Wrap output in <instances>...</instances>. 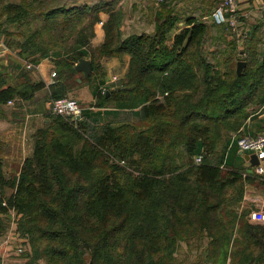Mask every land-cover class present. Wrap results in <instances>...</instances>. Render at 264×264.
Listing matches in <instances>:
<instances>
[{"label":"trees","instance_id":"16d2710c","mask_svg":"<svg viewBox=\"0 0 264 264\" xmlns=\"http://www.w3.org/2000/svg\"><path fill=\"white\" fill-rule=\"evenodd\" d=\"M111 6V0H0V39L23 57L65 53L58 61L78 72L99 12ZM177 18L168 15L153 33L125 34L124 12L111 11L99 55L127 53L130 61L109 95L96 91L100 108L84 109L78 126L50 112L32 155L11 176L0 139V236L13 208L19 233H28L32 245L22 252L27 261L14 264H181L176 254L183 243L198 247L197 260L184 264H264V224L238 216L228 198L230 189L243 195L241 167L226 157L237 171L229 176L209 158L201 165L191 158L230 140L264 105V38L257 33L264 22L244 40L242 51L251 50L252 59L238 74L235 42L216 60L204 46L203 21L170 38ZM3 85L0 76L2 115L9 99L28 100L39 88Z\"/></svg>","mask_w":264,"mask_h":264},{"label":"crops","instance_id":"0c3cea01","mask_svg":"<svg viewBox=\"0 0 264 264\" xmlns=\"http://www.w3.org/2000/svg\"><path fill=\"white\" fill-rule=\"evenodd\" d=\"M111 1L113 6L99 12L101 19L96 24L93 44L104 42L106 31L103 23L109 18L110 12L113 10L121 9L124 12L122 28L127 33L133 31L153 33L162 19L172 14L178 18L170 31V38L182 27H192L196 22L203 21L207 24V31L209 32V37L204 42V46L206 49L215 51L216 60H220L224 56V48L219 47L229 46L230 43L235 42L237 48L241 50L251 29L264 22V0H234L238 13L237 30H232L226 23H217L214 20L213 12L221 0H165L164 2H158V0H122L121 3L124 2L121 4L122 6H115L114 1ZM134 27H138V29ZM217 27L223 28L221 34L217 32ZM241 32H243V36L245 32L246 37H243ZM169 41L171 42V40ZM3 46L4 49L0 50V76L4 80L2 88H6L8 85L21 88L26 82L39 87L28 100L11 98L8 100L9 102L4 104L8 120L15 125V133L18 132L19 126L24 124L26 129L29 127L34 133L50 123L51 119L47 116L49 113L47 99L51 96H73L79 99L85 109L98 110L100 107L96 106V102L102 98L96 96V91L101 90L102 93L103 91L106 93V90L118 82V78L124 77L130 59V55L127 53L106 58L104 71H96L95 67L93 77L89 80L82 77L81 71L73 72L68 65L62 66L65 63H60L58 60L64 58L63 54L65 53L61 55L62 57L49 55L29 66L21 60L17 50L11 49L8 45ZM86 57H91V55ZM81 78L83 79L80 80ZM7 107L12 109L8 112ZM260 133H264V105L246 119L244 125L232 134V139L224 142L223 147V161L225 162L226 157H228L227 162L240 166L241 175L244 179H248L249 185L246 186L243 198L251 201L249 203L250 209L264 208V170L262 173L256 172V165H251L250 161L245 158L246 154L253 152L238 149L233 137ZM32 139V149L26 157L32 155L34 151V136ZM6 143L9 142L6 141ZM9 155L12 159L16 157L15 153L12 152ZM259 164L264 168V159H261ZM6 172L10 171L6 170Z\"/></svg>","mask_w":264,"mask_h":264},{"label":"rangeland","instance_id":"374dc122","mask_svg":"<svg viewBox=\"0 0 264 264\" xmlns=\"http://www.w3.org/2000/svg\"><path fill=\"white\" fill-rule=\"evenodd\" d=\"M12 1H18V0H12ZM58 1L62 2V4H67L68 3V5L69 4H71V5H73V4L83 5V4H86V3L91 5V4L95 3V1L96 2H101V1H105V0H55V4L59 3ZM113 1H114L113 3H114L115 6H122L121 4H124V2L121 3L122 0H113ZM162 2H164V1H162ZM84 17H85V20H88L90 15L85 14ZM98 22H100V20ZM98 22H96L95 25H94V34L91 37V39H90L88 45L86 46V48L90 51V55H91V57H93V59L95 61V67L97 69L96 71L99 70L100 72H102L105 69V67H104L105 65L104 64L107 61L105 59L108 58V56H101L100 57V55H99L98 48H99V46H101L102 43L101 44L100 43L99 44H93V39H94V37L96 35V24ZM236 24H237V22H236ZM259 26H260V28H258V32L257 33L261 34L262 35L261 37L264 38V27L261 24ZM134 28L138 29V27H134ZM229 28H230V26H229ZM236 28H238V27H236ZM236 28H233V29H236ZM124 32H125V34L127 33V31H125V30H124ZM0 33H1V31H0ZM241 34L243 36V32H241ZM244 36L246 37L245 32H244ZM0 44L6 45L2 40L0 41ZM257 47H258V45H257ZM10 48L13 49V50H17L18 51V48H16V47L14 48V46L10 45ZM219 48H224V45L222 47H219ZM256 51L258 52L257 48H256ZM249 53H251V50L242 51V49L238 50L237 47L233 49V57L234 58L237 57L238 61L239 60H243L245 62H247L248 60L251 61L252 58L250 57L251 55H249ZM20 57H21V60L23 62H25V65L28 64L29 66L32 65L31 63L39 62L43 58H45V56H43L42 52L31 54L28 57H23V56L20 55ZM91 57H88V58H91ZM68 59H69V61H71V59H72V62H73L76 58L75 57H71V58H68ZM129 61H130V59H129ZM232 63H234V62H231V64ZM236 66H237V63H236ZM81 73H82V77L88 78L89 80L92 79V77L84 76L83 72H81ZM122 78H118L117 81L118 82L121 81ZM81 79H83V78H81ZM106 92L109 93V90H106ZM103 93H105V91H103ZM68 96L69 95H67L66 97H68ZM60 97H63V96L62 95L61 96H53V97L51 96L49 99H47L48 107H49L48 108L49 109V113L50 112L53 113V111H52V109L50 107L51 106L50 103L54 99L60 98ZM69 97L70 98H75L73 96H69ZM6 109L9 112L12 108L11 107H7ZM49 113H48L47 116L51 115ZM7 116L8 115L6 113L4 115L0 114V139L5 141V148H4V152L2 153V158H3V162H4V169L7 170V171H10V172H6V173H8V175L11 176V175L16 174L20 170V168L22 167V165H23V163L25 161L24 157H26V155L29 154L28 152L31 151V149H32V144H33L32 143L33 142L32 137L34 136V141H35V133L36 132L33 133V131H31L29 127L26 129L25 128L26 126L24 124L23 126H19L20 129L18 128V132L15 133L14 132L16 130L15 125L11 124V122L8 120ZM63 118L73 122L71 120V118L64 117V116H63ZM136 123L139 126H142L141 125L142 123L140 121H136ZM32 133H33V136H32ZM6 141L9 142V143H6ZM224 142H225L224 140L218 142L216 149L212 151L213 153L212 152H206V154L197 153V154L193 155L191 157L193 163L196 164V165H201L204 162L205 158H209V160H210V162L212 164L217 165L219 169H221L223 172H226L229 176H233V173H235L237 171L236 170H232L231 167H229V166H226V164L223 161V159H220V157L223 154ZM181 150H184V148H182ZM11 152L15 153V156H16L15 159H12L10 157L9 154ZM200 154H202V160L201 161H197L196 158ZM13 160H15L14 163H13ZM115 161L120 163L121 165L126 164V166H127V163H128V161L124 162L123 160H119L118 158H116ZM129 167L130 166H128V168ZM241 178L243 180V195H244V193L246 191V186L249 185L248 184L249 182H248V179H244V177L242 175H241ZM8 191H11V189H8ZM243 195H242V197H238V193L235 190L230 189L229 193H228V198H230V203L232 204V208H233V210L235 212H237V215L241 216L240 214L244 213V214H246L245 217L247 219V214H248V212L250 210L249 203L251 201H249V200L247 201V199H244ZM9 216L10 217H9L8 225H7L6 229L4 230L2 236H0V242L5 241L7 239V237H9L8 236L9 235V231L12 230L15 233V235H16L14 240H13V243H11L12 248L17 249L18 248L17 246H20L21 244H24V249H23L22 252H24L25 250H27L28 252L32 251V245L30 243L29 234L26 233V235L22 236L21 233H19L20 231L18 230V220H19L20 215H18V213H16V211L12 208L9 211ZM249 222L253 223V224H256L255 222H251V221H249ZM236 223H237V226H239L237 221H236ZM25 236L27 237V240H25V239L22 240V238L25 237ZM205 245L206 244H204V246H203L204 248H205ZM197 248H198L197 246L190 248L189 246H187L186 243H183L182 244V248H180L181 251L178 252V254H176V257L179 259V262L181 264H184V262H189L190 260H197V257H195L196 254H197V250H198ZM14 249L9 250L8 252L11 251L10 253H7V252L4 253V252L0 251V264H14V263H18V262L19 263H23V262L27 261V257L24 255L25 253H22L21 251L17 252ZM202 264H208V263L207 262H203Z\"/></svg>","mask_w":264,"mask_h":264},{"label":"built area","instance_id":"2783aa9c","mask_svg":"<svg viewBox=\"0 0 264 264\" xmlns=\"http://www.w3.org/2000/svg\"><path fill=\"white\" fill-rule=\"evenodd\" d=\"M165 0H158V2H162ZM237 9L234 0H221L219 6L213 12V18L217 23H226L230 26L231 29L237 27ZM50 107L52 111L56 114H59L64 117L71 118L73 123L78 126V121L83 120L84 116V107L81 105L77 98L70 97H60L54 99L50 103ZM233 140L236 141V145L238 149L241 151H251L257 154V157L261 160L264 159V133H260L257 135H248L243 134L240 136L233 137ZM197 161L202 160V154L198 155L196 158ZM255 170L258 173H262L264 168L262 165H256ZM247 218L251 222H255L257 224H264V208H251L247 214ZM9 237L3 242H0V251L8 252L12 248L11 243L15 238V233L10 230ZM24 236V235H22ZM27 240V237H23L22 240ZM17 252H22L24 249V244L17 246ZM6 253V254H7Z\"/></svg>","mask_w":264,"mask_h":264},{"label":"water","instance_id":"95a60500","mask_svg":"<svg viewBox=\"0 0 264 264\" xmlns=\"http://www.w3.org/2000/svg\"><path fill=\"white\" fill-rule=\"evenodd\" d=\"M1 49H4V46L2 44L0 46V50ZM244 65H245V61H243V60L237 61L236 70H237L238 74L241 73ZM75 68L78 71H82L84 73V76L88 77L93 71L92 60L90 58H87V57H81L79 59V61L75 64ZM80 80H82V79H80ZM245 158H247L250 161L251 165H257L260 162V159L257 157L256 153L246 154ZM89 264H94V263L91 260Z\"/></svg>","mask_w":264,"mask_h":264}]
</instances>
